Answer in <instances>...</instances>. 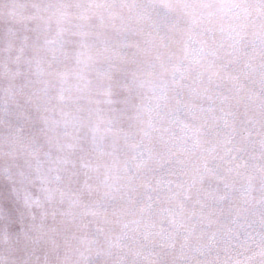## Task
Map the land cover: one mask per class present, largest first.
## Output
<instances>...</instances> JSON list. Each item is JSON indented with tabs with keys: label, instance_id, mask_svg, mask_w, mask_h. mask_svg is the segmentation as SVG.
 <instances>
[{
	"label": "snow or ice",
	"instance_id": "obj_1",
	"mask_svg": "<svg viewBox=\"0 0 264 264\" xmlns=\"http://www.w3.org/2000/svg\"><path fill=\"white\" fill-rule=\"evenodd\" d=\"M0 264H264V0H0Z\"/></svg>",
	"mask_w": 264,
	"mask_h": 264
}]
</instances>
